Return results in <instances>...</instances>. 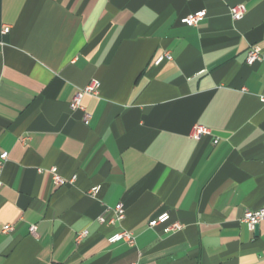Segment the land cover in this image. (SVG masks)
<instances>
[{
    "label": "crops",
    "instance_id": "0c3cea01",
    "mask_svg": "<svg viewBox=\"0 0 264 264\" xmlns=\"http://www.w3.org/2000/svg\"><path fill=\"white\" fill-rule=\"evenodd\" d=\"M252 45L264 55V0H0V264H264V220L241 221L264 207ZM118 203L123 218L99 223ZM124 229L133 244L108 242Z\"/></svg>",
    "mask_w": 264,
    "mask_h": 264
},
{
    "label": "built area",
    "instance_id": "2783aa9c",
    "mask_svg": "<svg viewBox=\"0 0 264 264\" xmlns=\"http://www.w3.org/2000/svg\"><path fill=\"white\" fill-rule=\"evenodd\" d=\"M246 12V8L243 4H235L229 7V15L233 21L239 20L244 16ZM206 15L205 10H198L193 13H189L181 18V22L185 24L186 26H195L197 25L202 19H204ZM2 33H7L9 31L8 26L2 27ZM170 59V56L168 54H164L160 56L156 63L160 62L163 59ZM264 60V55L261 53L259 47L256 45H252L246 55L245 62L247 64H252L255 61H261ZM90 93L97 95L98 94V82L91 81L88 85H86L82 90H80L72 99L70 106L72 109L80 107V99L83 94ZM261 100L264 101V97H261ZM89 119V114L85 113L83 116V120L86 122ZM209 134V129L206 127L200 125V124H194L191 132L190 137L193 139H199L202 135ZM8 158V152L7 151H0V173L2 170V167L5 163V161ZM49 172L51 173L52 181L55 184H61L65 182V179L60 177L55 167H51L49 169ZM72 179H69V182H72ZM1 184V183H0ZM100 189V185H95L91 187V189L88 191V194L92 197H95ZM108 211L111 210L112 216L108 219H106L105 216L101 215L98 217L99 223H113L115 221H120L124 216V209L121 204H116L112 209H107ZM169 220V213L163 212L156 217L150 219L148 221L149 227H155L156 225L166 223ZM264 220V207H260L254 210L247 209L244 211L241 221L246 224L247 228L249 230H254L255 226L258 225L261 221ZM179 224L178 223H172L167 227V230L170 229H178ZM2 230L5 232L11 231L12 226L9 224H5L2 227ZM30 234H35L36 232V225L32 224L28 227ZM86 235V231H81L77 233L75 240L78 242L81 238H83ZM118 241H125L128 244L134 243V236L129 230H121L119 232L114 233L108 238V242L115 243ZM134 264V263H131Z\"/></svg>",
    "mask_w": 264,
    "mask_h": 264
},
{
    "label": "water",
    "instance_id": "95a60500",
    "mask_svg": "<svg viewBox=\"0 0 264 264\" xmlns=\"http://www.w3.org/2000/svg\"><path fill=\"white\" fill-rule=\"evenodd\" d=\"M254 233H255V234L258 233V225L255 226V228H254Z\"/></svg>",
    "mask_w": 264,
    "mask_h": 264
}]
</instances>
